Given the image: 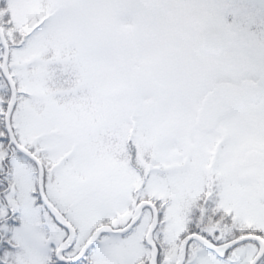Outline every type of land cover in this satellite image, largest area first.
<instances>
[{
	"label": "snow or ice",
	"instance_id": "1",
	"mask_svg": "<svg viewBox=\"0 0 264 264\" xmlns=\"http://www.w3.org/2000/svg\"><path fill=\"white\" fill-rule=\"evenodd\" d=\"M0 264H264V0H0Z\"/></svg>",
	"mask_w": 264,
	"mask_h": 264
}]
</instances>
